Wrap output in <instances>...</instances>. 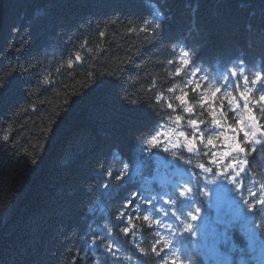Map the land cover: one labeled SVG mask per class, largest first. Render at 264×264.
Instances as JSON below:
<instances>
[{"label":"trees","instance_id":"1","mask_svg":"<svg viewBox=\"0 0 264 264\" xmlns=\"http://www.w3.org/2000/svg\"><path fill=\"white\" fill-rule=\"evenodd\" d=\"M113 18L121 25L100 29L106 33L100 37L98 27ZM145 20L160 25L150 39L137 30ZM86 36L89 44L80 48ZM173 48L190 51L196 68L243 64L249 73L258 65L264 70V0H0V75L7 73V91L0 89V136L13 125L18 149L0 142V264H67L76 248L87 257L76 264H102L107 243L93 244L94 237L119 247V258L107 254L108 264H162L165 253H151L155 224L133 216L141 255L120 232L123 221L116 215L129 200L138 215L150 214L142 183L157 159H174L202 177L199 154L148 145L164 122L168 131H191L174 97L176 112L147 98L163 91L168 99L167 87L175 84L177 94L185 87L166 66L176 55ZM46 75L52 77L49 85L43 84ZM33 88L35 96L29 95ZM74 92L82 93L72 97ZM65 98L71 101L57 118ZM32 102L35 111L15 115ZM176 115L185 117L179 125ZM235 120L229 112L226 123ZM211 129L208 123L206 133L214 134ZM256 149L248 157L252 171L264 155V145ZM109 171L112 178L106 179Z\"/></svg>","mask_w":264,"mask_h":264},{"label":"snow or ice","instance_id":"2","mask_svg":"<svg viewBox=\"0 0 264 264\" xmlns=\"http://www.w3.org/2000/svg\"><path fill=\"white\" fill-rule=\"evenodd\" d=\"M133 22L127 21L124 25H130ZM118 25H121L119 18L109 19L98 27V35L105 37V31L100 29L107 27L115 28ZM140 25L137 30L143 32L148 39L155 35L154 28L156 30L160 28L158 23L153 27L152 22L148 20L140 22ZM12 32L14 35L18 34L19 28L13 27ZM88 44L89 37L86 36L81 41L79 47L84 48ZM11 47L12 45L10 44L8 50H11ZM173 52L176 55L174 58L166 61V66L172 68V71L169 73L170 75L179 77L184 81L185 87L178 94L175 84L167 87L166 92L172 94L168 99H165L163 91L153 92L147 98L157 108L162 107L164 109L166 106L169 112H176L177 108L173 103L174 97L180 109L186 114L187 126L191 131L188 133L183 130L170 132L167 130L166 123L164 122L159 127V130L148 138V145L162 148L165 152L171 149L173 151H186L189 155L199 154L201 157V163L198 165L200 171L206 174L224 176L230 183L236 184L237 190H240L243 187L242 177L248 166L249 155L256 152L257 145H264V72H255L249 75L244 67L239 69L230 68L229 75L225 76L222 84L218 85L210 82L207 76L200 74V69L192 66V54L190 51L183 48L179 50L173 48ZM74 58L77 62L82 61L83 58L79 50L75 51ZM67 66L68 68L73 67V59L69 58L67 60ZM12 70L14 71L15 67ZM6 77L7 73L0 75V89L5 91H7L5 88ZM51 82L52 77L46 75L43 84L49 85ZM37 92V88L30 89L29 95L35 96ZM79 94L74 92L72 93V97ZM225 100H227V108L224 107ZM70 101L71 98L63 100V109L56 113L57 118L66 110V106ZM240 101L243 102L242 105H240ZM29 108L32 111L36 110L32 102L29 105L21 107L15 115L22 117L29 111ZM197 108L200 109L199 113H197ZM229 112L236 117L235 122L232 124L226 123V117ZM205 117L210 118V120L205 119ZM184 119V116L176 115L174 122L176 125H179ZM56 121L57 119L53 123L55 124ZM208 123L211 124V131L214 134L206 133L205 126ZM12 127L13 125H9L4 134L0 136V142L9 145L18 153L16 147L17 141L12 135ZM52 128L48 127L44 129V132L49 134ZM39 147L43 151L44 144L39 145ZM30 161L32 164H35L37 159L33 157ZM124 168L126 171L127 165ZM123 177L124 172L122 171L115 178L121 180ZM111 178L112 173L109 171L106 173V179ZM107 186V184L102 185L103 188H107ZM259 188V193L253 190L248 191V199L256 197L250 210H253L257 205H264V184H260ZM189 191V188H185L182 195H187ZM135 195L133 194L134 198ZM135 208L136 205L131 200L125 201L123 209L117 213L116 219L123 221V227L120 229L123 236L128 237L132 244L137 246L141 255H144L145 253L140 247L139 241L135 239L136 230L134 227H131L133 216L137 219L142 217L145 222H154L157 227L160 226V222L158 220L154 221L149 215H138L134 211ZM191 219L195 220L196 216H191ZM184 229L185 231H191V225H185ZM109 235H111V231ZM97 241L107 243V247L102 245V248L111 258H119L120 249L118 246L104 241L102 237H94L92 243L95 244ZM169 246V242L163 234L158 233L157 239L152 243L151 253L154 256H160L166 247ZM70 251L72 252V257L67 264H76L77 260L84 261L87 259L86 255L79 248ZM178 261V258L172 257L163 261L162 264H178ZM61 264H64V262H61ZM179 264H181L180 261Z\"/></svg>","mask_w":264,"mask_h":264},{"label":"rangeland","instance_id":"3","mask_svg":"<svg viewBox=\"0 0 264 264\" xmlns=\"http://www.w3.org/2000/svg\"><path fill=\"white\" fill-rule=\"evenodd\" d=\"M173 131H175V129ZM173 131H171V132H173ZM178 131H180V130L177 129V131H175V132H178ZM173 138H175V137H173ZM163 165H165V164L163 163ZM173 173L177 174V175L182 174V172L180 170H178V169H175ZM207 185L212 190V194L216 198V204H217V202L219 204L221 201L227 200L226 192H227L228 187H229L228 183H226V182H224V181H222L220 179H216V180H214L212 182H208ZM185 188H189L190 189V185L187 183V184H183L182 186H180L181 194H182V192H183V190ZM182 196L184 198L191 197L192 196L191 189H190V191L188 192L187 195H182ZM217 207H219V206H217ZM233 217L234 216H232V218ZM194 221L200 223V226H201L202 229H206L207 227H211L212 228L211 229L212 230L211 234H214V233L218 232L216 227H214L213 225H211L210 223H208L207 221L202 219L200 217V215H197L196 219ZM209 231L204 236H208L209 235Z\"/></svg>","mask_w":264,"mask_h":264}]
</instances>
